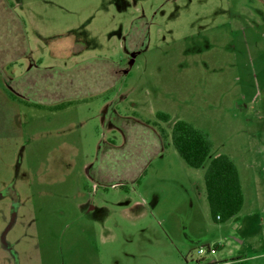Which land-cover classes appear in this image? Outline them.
<instances>
[{
  "label": "rangeland",
  "instance_id": "1",
  "mask_svg": "<svg viewBox=\"0 0 264 264\" xmlns=\"http://www.w3.org/2000/svg\"><path fill=\"white\" fill-rule=\"evenodd\" d=\"M0 3V31L17 17L29 42L0 51V264H264V0ZM88 62L97 90L45 107L5 79ZM177 121L211 143L199 169ZM220 155L244 194L225 222L205 179Z\"/></svg>",
  "mask_w": 264,
  "mask_h": 264
},
{
  "label": "trees",
  "instance_id": "2",
  "mask_svg": "<svg viewBox=\"0 0 264 264\" xmlns=\"http://www.w3.org/2000/svg\"><path fill=\"white\" fill-rule=\"evenodd\" d=\"M6 13L13 17V8L7 6L6 12H4L0 5V14L7 20ZM12 21L14 24L12 27L16 32H12V28H5V31H0L7 34V39H10L9 48L6 45V40L3 39V45L0 46L1 53L15 48L21 51L27 50L28 39L24 21L17 19V17ZM17 59L18 56L13 59L14 63L12 64H17ZM95 62L99 64L102 61L95 60ZM91 66L92 63L88 62L69 71L60 69L41 70L33 66L22 77L8 81L11 82L10 95L26 101L28 104L45 107L42 101L48 102L65 98L69 93L74 96H77L79 92L86 94L91 88L94 87L97 90L98 87L93 74L95 70ZM32 70L36 71L32 73ZM87 77L89 82H86ZM84 83H88L91 87H85ZM62 106L61 103L56 107L61 108ZM159 117L161 120L168 121V116L165 114H160ZM162 133L164 135L163 131ZM172 137L179 155L191 168L199 169L204 165L211 152V143L206 134L187 122L177 121L173 127ZM205 179L207 199L214 220L225 222L238 217L244 204V194L239 171L234 161L226 155L214 158L207 170Z\"/></svg>",
  "mask_w": 264,
  "mask_h": 264
},
{
  "label": "crops",
  "instance_id": "3",
  "mask_svg": "<svg viewBox=\"0 0 264 264\" xmlns=\"http://www.w3.org/2000/svg\"><path fill=\"white\" fill-rule=\"evenodd\" d=\"M28 50H29V42H28V40H27V51H25L27 54L29 53ZM27 54H26V55H27ZM33 66H34V65H32L31 67H33ZM31 67H30V68H31ZM34 67H36V66H34ZM30 68H29V69H30ZM29 69H28V70H29ZM24 74H25V73H21V74L19 75V77H16V78H15V76H12L11 78L8 76V77H6L5 79H6V81H7V80L17 79V78L22 77ZM7 78H9V79H7ZM7 84H8V81H7ZM9 90H10V89H9ZM10 91H11V90H10Z\"/></svg>",
  "mask_w": 264,
  "mask_h": 264
},
{
  "label": "water",
  "instance_id": "4",
  "mask_svg": "<svg viewBox=\"0 0 264 264\" xmlns=\"http://www.w3.org/2000/svg\"><path fill=\"white\" fill-rule=\"evenodd\" d=\"M132 57H134L135 58V53L134 54H132ZM133 64V61L131 62V65Z\"/></svg>",
  "mask_w": 264,
  "mask_h": 264
},
{
  "label": "built area",
  "instance_id": "5",
  "mask_svg": "<svg viewBox=\"0 0 264 264\" xmlns=\"http://www.w3.org/2000/svg\"><path fill=\"white\" fill-rule=\"evenodd\" d=\"M200 252H202V250H200Z\"/></svg>",
  "mask_w": 264,
  "mask_h": 264
}]
</instances>
